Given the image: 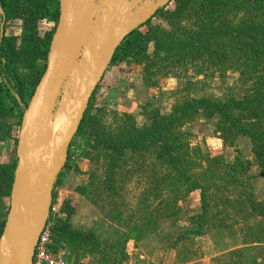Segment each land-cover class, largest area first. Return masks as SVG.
<instances>
[{
	"label": "rangeland",
	"instance_id": "obj_1",
	"mask_svg": "<svg viewBox=\"0 0 264 264\" xmlns=\"http://www.w3.org/2000/svg\"><path fill=\"white\" fill-rule=\"evenodd\" d=\"M251 3L256 6L260 2L182 0L176 4L172 0L165 5L164 10L173 12L176 18L155 16L138 31L146 34L149 30L150 35L159 40L168 34L173 39L199 34L203 47L196 52L191 49L195 44H190L186 49L192 51L187 55L186 49L180 47L155 50L151 42L139 56L108 67L90 108L91 114L99 118L98 125L118 129L121 118L128 115L140 126L144 122L140 115L144 106L168 114L189 99L205 98L225 103L257 97V92L264 88V46L261 42H246L242 37L216 33L210 39L205 32L199 31L203 26L209 29L216 26V31L249 22H264V16L261 17ZM0 18V34L19 38L21 20L4 23L2 15ZM36 28L38 37L44 39L53 31L54 24L40 19ZM262 42L264 44V40ZM43 64V60H37L34 70L41 69ZM15 69L22 76L30 70L23 60L16 62ZM11 76L9 69L0 67V82H7ZM130 89L135 96L140 93L138 89L141 90L139 102L132 93L127 95ZM30 90L29 87L25 91L27 104ZM5 103L11 106L8 100ZM119 106L121 109L117 110ZM23 110L15 107L14 117L22 116ZM232 116L264 132V106L233 112ZM14 117L3 120L0 115V169L16 162L19 127L13 125L10 133H5L6 123H16ZM220 118L218 113L201 110L180 129L193 134L189 139L192 146L198 145L203 153L217 158L220 168L216 173L230 176L225 183L211 181L206 198V223L202 225L201 235L191 231L198 226L192 219L201 211L200 190L186 195L181 191L178 201L165 209L160 201L167 195L166 189H161L160 193L151 191L148 195L146 190L151 178L148 168L131 154L124 157L127 164L117 162L118 167L111 177L115 181L110 186L111 180L104 179L107 158L102 153L89 152L86 140L75 137L69 146L68 166L63 169L54 189L49 220L53 227L59 220L71 224L73 229L91 233L95 243L77 250L63 241V235L53 233L52 251L61 253L69 264H264V173H260L250 138L233 134L223 138V133L217 129ZM124 167L131 170L130 173L124 171ZM205 169L210 168L200 162L194 171ZM83 188L86 190L80 191ZM93 195L96 200L91 198ZM158 202L162 208L160 217L151 215L157 220L156 226L146 237L138 239L134 223ZM8 207L9 196L3 188L0 190V222L5 219Z\"/></svg>",
	"mask_w": 264,
	"mask_h": 264
},
{
	"label": "trees",
	"instance_id": "obj_2",
	"mask_svg": "<svg viewBox=\"0 0 264 264\" xmlns=\"http://www.w3.org/2000/svg\"><path fill=\"white\" fill-rule=\"evenodd\" d=\"M173 1H175L176 4L182 3V0ZM257 2L260 3L256 6L251 3V6L257 7L259 14L263 17L264 0H257ZM0 8L3 13L4 23L15 19H19L22 22V31L19 38L6 36L3 33L0 34V67L9 69L12 75L7 82H0V115L2 119L5 120L9 117H14L13 110L15 107L21 110L26 107L27 101L25 100V91L30 87V97L44 72L49 44L59 18V2L58 0H0ZM180 11H182V8L178 13H180ZM159 15L164 18L167 15H169V17L175 16L176 18L173 12L165 11L164 7L159 9L155 14V16ZM40 19H46L54 24L53 31L46 35L44 39H40L37 35L36 24ZM208 27L209 26H203L199 30L205 32L204 34L207 38H214L215 36L213 34L215 33L225 37L234 35V38L242 37L246 42L252 41V43L261 42L260 44L264 46L262 42V40H264V22H258V24L249 22V24H241L240 27L218 28L216 31V26L210 29ZM161 38L160 40L154 38L150 35L149 30L146 34H141L138 29L134 30L124 38L115 50L109 67L139 56L151 42L154 43L155 50H175L179 47L180 49H186L190 44H195L191 48L195 51L203 47L200 45L202 36L199 34L192 38L173 39L170 34H168V36H161ZM186 39H188V42ZM191 49H186L184 53L189 55L192 51ZM179 54L178 52V55ZM19 60H23L25 62V67L30 69L28 74L22 76L16 71L15 65ZM37 60H43L44 64L41 69L35 71L33 66ZM97 89L98 86L90 98L88 107L74 138L81 137L85 139L87 147L90 148L89 152L96 154L99 152V154L102 153L103 156L107 158L104 166L106 171V177L104 179L108 182L111 180L110 186H112L115 181L112 180L111 177L116 172L115 170L118 167L117 162L120 161L123 164H127L124 157L127 154L135 155L136 158L141 161L142 166L148 168V174L151 177L148 182V190H146L147 194L149 195L151 191L160 193L161 189H166L167 195L160 201V204H163L165 209H169L178 201L181 191L183 195H186L192 191L200 190L201 211L198 216L192 219L195 221V224L198 223V226L191 230L193 234L201 235L202 225L206 223V211L208 208L206 198L207 190L212 186L211 181H221L225 183L229 181L228 177L230 178V176L216 173L215 171L220 168V166L216 164L217 158L210 157L207 153H203L198 145L192 146L189 143V139H191L193 134L180 130L184 123L191 121L193 116L201 110L209 111L211 114L218 113L221 118L217 129L223 133V138L233 135L250 138L253 152L256 154L261 169L260 173H264V132L253 129V125L241 123L237 116H232L233 112H247L254 107L264 106V88L260 92H257L258 95L253 100L247 99L241 102L229 101L222 103L213 102L205 98L185 100L168 114H161L144 106L140 112V115L144 119L142 125H137L131 116L125 115L121 118L119 128L114 130L99 126L97 123L99 120L98 116L90 112L91 103ZM15 96L18 97V100ZM6 100L11 103V106L8 107L6 105ZM21 117V115H19L18 118L14 117L16 119L15 124L6 123L5 133H10L13 125L20 128ZM92 137L93 140H91ZM72 144L73 140L70 146ZM68 160L69 149L63 169L68 166ZM200 162L207 164L210 169L194 171L197 169ZM15 164L16 162L12 166H5L0 169V190L3 188L7 189L8 196L10 195L13 182ZM63 169L55 181L52 190V202L54 200V189L59 183ZM124 169V171H128L127 173L131 171L127 170L125 167ZM132 173H134V171ZM238 184L239 182L236 186H239ZM83 190H86V188L80 189V191ZM184 191H186V193ZM94 192L98 197L96 187L94 188ZM93 196L94 197L91 198L96 200V196ZM158 205L159 202L152 210L144 211L142 217L134 223L138 232V239L146 237L156 226L157 220H153L151 215L156 214V217H160L162 208ZM262 206H264V204ZM260 208L261 207H259V209ZM258 213L259 215L261 214V212ZM4 221L5 219L0 222V235L4 226ZM111 221H114V219H111ZM53 233L55 235H63V241L71 248L77 250H81V247L85 249L95 243L91 233L73 229L71 224L59 220L55 222L54 227L52 225V235ZM53 237L54 236H52L51 239V249L55 245Z\"/></svg>",
	"mask_w": 264,
	"mask_h": 264
},
{
	"label": "water",
	"instance_id": "obj_3",
	"mask_svg": "<svg viewBox=\"0 0 264 264\" xmlns=\"http://www.w3.org/2000/svg\"><path fill=\"white\" fill-rule=\"evenodd\" d=\"M170 1L58 0L46 66L20 121L0 264H32L55 181L94 90L124 38ZM0 15L4 21L1 8Z\"/></svg>",
	"mask_w": 264,
	"mask_h": 264
},
{
	"label": "built area",
	"instance_id": "obj_4",
	"mask_svg": "<svg viewBox=\"0 0 264 264\" xmlns=\"http://www.w3.org/2000/svg\"><path fill=\"white\" fill-rule=\"evenodd\" d=\"M52 236V224L48 218L35 245L32 264H69L61 253L52 251L50 247Z\"/></svg>",
	"mask_w": 264,
	"mask_h": 264
},
{
	"label": "crops",
	"instance_id": "obj_5",
	"mask_svg": "<svg viewBox=\"0 0 264 264\" xmlns=\"http://www.w3.org/2000/svg\"><path fill=\"white\" fill-rule=\"evenodd\" d=\"M141 86H142V92L145 91V90H144V86H143V85H141ZM131 91H132V90L130 89L127 95H130V93H132V97H134V98L139 102V98H140V96L142 95L141 90L138 89V91H140V93H139V94L137 93L138 95H136V96H135V93H133V92H131ZM141 106H142V105H141ZM118 109H121V107L119 106V108H117V110H118ZM120 111H126V110H120ZM127 111H128V110H127ZM131 111L133 112L134 110H131ZM129 113H130V112H129Z\"/></svg>",
	"mask_w": 264,
	"mask_h": 264
},
{
	"label": "flooded vegetation",
	"instance_id": "obj_6",
	"mask_svg": "<svg viewBox=\"0 0 264 264\" xmlns=\"http://www.w3.org/2000/svg\"><path fill=\"white\" fill-rule=\"evenodd\" d=\"M171 1H172V0H171ZM171 1H170V2H171ZM166 5H167V4H166ZM164 7H165V6H164ZM157 12H158V11H157ZM157 12H156V13H157ZM156 13H155V14H156ZM155 14L153 15V17L155 16ZM153 17H152V18H153ZM152 18H151V19H152ZM151 19H150V20H151ZM141 26H142V25H141Z\"/></svg>",
	"mask_w": 264,
	"mask_h": 264
}]
</instances>
